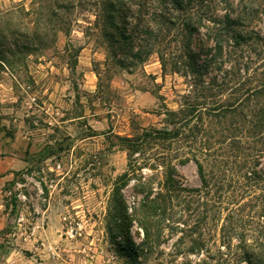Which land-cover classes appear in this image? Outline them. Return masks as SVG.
<instances>
[{"label":"rangeland","instance_id":"374dc122","mask_svg":"<svg viewBox=\"0 0 264 264\" xmlns=\"http://www.w3.org/2000/svg\"><path fill=\"white\" fill-rule=\"evenodd\" d=\"M66 1L0 0V264H216L228 235L224 209L261 219L264 181L247 191L240 178L251 158L240 152L249 145L220 144L214 134L203 155V135L184 143L139 139L173 129L166 113L186 108L190 83L173 72L171 58L162 66L157 47L142 64L116 65L94 24L95 0H72L80 6L70 12L61 8ZM157 157H168L183 185L200 191L154 217L160 235L137 251L138 218L128 226L121 220L138 207V179L156 193L164 171ZM257 168L264 170V157ZM125 172L132 178L117 195ZM182 221L191 237L180 239ZM127 237L137 258L124 250Z\"/></svg>","mask_w":264,"mask_h":264},{"label":"trees","instance_id":"16d2710c","mask_svg":"<svg viewBox=\"0 0 264 264\" xmlns=\"http://www.w3.org/2000/svg\"><path fill=\"white\" fill-rule=\"evenodd\" d=\"M93 2L98 7L94 24L108 43L110 56L116 65L132 68L142 64L157 47L162 49L157 53L162 66L165 59L171 58L174 61L173 72L190 83L191 94L186 100L191 101H186V108L179 113H166L171 118L168 123L174 126L173 129L145 131L139 139L184 143L189 138L196 141L203 135L209 138L203 145V155L212 150L210 142L214 134L220 144L231 142L240 150L244 149V144L249 145L240 152L244 157H251L250 161L240 165L245 168L244 175L240 176L244 182L242 186L250 191L256 183L263 182L264 170L257 166L264 157V0ZM62 4L61 8L67 12L80 6L72 0ZM169 47L172 51L167 55ZM2 53L0 51V63L5 60ZM213 98L221 99L212 101ZM121 141L128 142L129 139ZM245 150L249 152L245 154ZM194 152L199 151L195 149ZM157 158L161 160L160 166L164 171L156 193L150 180L138 179L133 190L134 194L141 196L138 207L132 215H125L121 220L128 226L133 217L138 218L142 239L137 251L151 246L160 235V230L152 223L154 217L164 216L176 199L182 196L190 198L200 191L183 185L174 168L166 163L168 157ZM184 158V162L190 160L189 157ZM192 158L202 187L207 190L209 182L203 166L195 155ZM131 178L128 172L119 176L116 184L120 185L115 189L117 195L120 186ZM118 203L124 210V203L119 200ZM224 210L229 212L224 217L226 225L221 229L228 235L222 240L225 251L219 252L216 264H264V202L258 216L260 220L251 215L243 217L241 207ZM181 224L180 239L191 237L194 233L191 227L185 221ZM253 229L259 233V238L254 236ZM170 230L173 232L174 227ZM234 238L236 243L232 244ZM125 242L124 250L137 258L131 238L127 237ZM190 242L192 245L200 243L191 238ZM190 253H195L194 247ZM206 258L214 260L209 255ZM204 264L209 263L205 261Z\"/></svg>","mask_w":264,"mask_h":264},{"label":"crops","instance_id":"0c3cea01","mask_svg":"<svg viewBox=\"0 0 264 264\" xmlns=\"http://www.w3.org/2000/svg\"><path fill=\"white\" fill-rule=\"evenodd\" d=\"M1 93H2V90L0 89V95H1ZM0 102H3V99L2 98L0 99Z\"/></svg>","mask_w":264,"mask_h":264}]
</instances>
